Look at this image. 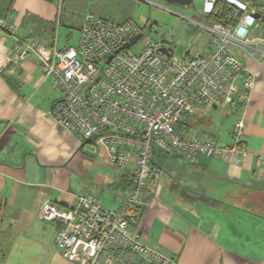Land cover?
Returning a JSON list of instances; mask_svg holds the SVG:
<instances>
[{
  "label": "crops",
  "instance_id": "0c3cea01",
  "mask_svg": "<svg viewBox=\"0 0 264 264\" xmlns=\"http://www.w3.org/2000/svg\"><path fill=\"white\" fill-rule=\"evenodd\" d=\"M60 5L0 0V17L18 36L50 45L62 23ZM238 56L256 76L247 102L200 107L189 119L221 146L232 144L233 123L243 119L247 154L237 164L212 157L189 162L155 149L159 176L134 211L131 227L141 241L178 264H264V161L256 160L264 149V58L247 50ZM58 98L36 56L17 59L12 37L0 28V264H75L61 255L55 223L40 219V206L72 207L78 195L91 193L112 209L118 200L111 191L130 186V167L118 168L102 147L50 121Z\"/></svg>",
  "mask_w": 264,
  "mask_h": 264
},
{
  "label": "built area",
  "instance_id": "2783aa9c",
  "mask_svg": "<svg viewBox=\"0 0 264 264\" xmlns=\"http://www.w3.org/2000/svg\"><path fill=\"white\" fill-rule=\"evenodd\" d=\"M216 1L203 0L202 10L210 12ZM226 1L235 5L234 21L207 26L193 21L211 34L204 42L209 50L189 47L181 60L173 55L171 38L143 37L144 28L130 20H110L88 11L77 44L58 48L56 40L45 45L18 36L11 21L0 17V28L13 39L16 58L35 55L41 78L59 93L49 110L50 121L82 142L102 147L118 168H131L129 188L111 191L118 200L115 208L103 207L91 193L78 195L72 207L51 202L40 206L38 216L55 223L54 242L67 260L178 264L173 256L141 241L131 227L135 209L144 203L159 176L160 169L152 166L154 150L190 162L206 156L231 164L247 154L241 118L233 123L232 144L227 146L219 145L214 135L187 133L182 124L201 106L245 104L256 76L247 70L238 51L264 58V38L250 36L254 23H261L264 1ZM138 34L133 44L122 47ZM136 43H140L138 51L130 50ZM256 160L264 161V149L256 152Z\"/></svg>",
  "mask_w": 264,
  "mask_h": 264
},
{
  "label": "rangeland",
  "instance_id": "374dc122",
  "mask_svg": "<svg viewBox=\"0 0 264 264\" xmlns=\"http://www.w3.org/2000/svg\"><path fill=\"white\" fill-rule=\"evenodd\" d=\"M151 1L155 4L145 0H59V5L62 2L60 5L62 23L57 27L55 45L58 48L76 45L83 16L91 11L108 19L133 21L144 28L143 37L156 38L163 35L171 38L170 46L173 49V55L179 60L183 58L189 47H195L201 51L209 50L208 47H204V42L210 39L211 34L206 28L193 22L206 26L210 24L206 18V12L202 10L203 0H192L187 6L168 3L164 0ZM254 24L256 26L250 36L262 37L263 26L258 22ZM20 31L22 32L21 28ZM139 45L140 43L134 44L130 50L138 51ZM163 158L167 159V157Z\"/></svg>",
  "mask_w": 264,
  "mask_h": 264
},
{
  "label": "trees",
  "instance_id": "16d2710c",
  "mask_svg": "<svg viewBox=\"0 0 264 264\" xmlns=\"http://www.w3.org/2000/svg\"><path fill=\"white\" fill-rule=\"evenodd\" d=\"M251 1L254 2L256 0H251ZM261 1H264V0H261ZM234 8H235V5L232 4L231 2H228L226 0H217L215 2V4H214L212 10L210 12L206 13V15H207L206 18L209 20L210 23H212L214 21H218V22H221L222 24H230V23H232L234 21V19L232 17V11L234 10ZM261 17L262 18H261V23L260 24L264 28V11L262 12ZM262 37L264 38V35ZM201 107H204V106H201ZM194 113L188 115L185 118V120L182 121V124L184 125L186 132L187 133H189V132L190 133H195L197 135H204V136L205 135H214V136H216L215 134H201L199 132H196L192 128V122L190 123L189 117L192 116ZM179 128H181V127L178 125V129ZM216 138L218 139L217 136H216ZM231 138H232V130H231ZM199 157H206V156H199ZM212 158H214V157H212Z\"/></svg>",
  "mask_w": 264,
  "mask_h": 264
},
{
  "label": "water",
  "instance_id": "95a60500",
  "mask_svg": "<svg viewBox=\"0 0 264 264\" xmlns=\"http://www.w3.org/2000/svg\"><path fill=\"white\" fill-rule=\"evenodd\" d=\"M168 3H174V4H178V5H182V6H187V5H190L192 0H164ZM259 13H254V17H259ZM139 34L138 35H135L133 37H131L128 41L124 42L122 47H127L129 44H133L137 38H138ZM161 50L163 51H168L166 48L162 47ZM111 56L108 57V60L110 59Z\"/></svg>",
  "mask_w": 264,
  "mask_h": 264
}]
</instances>
